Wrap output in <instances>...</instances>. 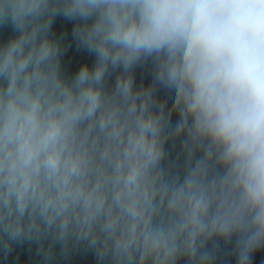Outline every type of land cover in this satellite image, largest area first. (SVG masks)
I'll return each mask as SVG.
<instances>
[{
	"label": "clouds",
	"instance_id": "obj_1",
	"mask_svg": "<svg viewBox=\"0 0 264 264\" xmlns=\"http://www.w3.org/2000/svg\"><path fill=\"white\" fill-rule=\"evenodd\" d=\"M260 249L264 0H0V264Z\"/></svg>",
	"mask_w": 264,
	"mask_h": 264
},
{
	"label": "water",
	"instance_id": "obj_2",
	"mask_svg": "<svg viewBox=\"0 0 264 264\" xmlns=\"http://www.w3.org/2000/svg\"><path fill=\"white\" fill-rule=\"evenodd\" d=\"M73 23L74 22L72 21H66L63 18H58L53 25V31L57 34L64 32V31L70 32L73 26ZM93 59L94 58L87 53H83V52L79 53L76 56L75 61L71 64L69 70L75 71L78 68L80 63L85 62V61L91 63ZM149 81H150V74L147 71H145V69L138 68L137 76H136L137 84L148 83ZM172 119L173 120L176 119L175 114H173ZM27 259H28V253L25 250L24 252L21 253V264H24V261H26ZM232 260H233V264H235L234 257L232 258ZM262 262H264V249L257 250L253 254V264H262Z\"/></svg>",
	"mask_w": 264,
	"mask_h": 264
}]
</instances>
